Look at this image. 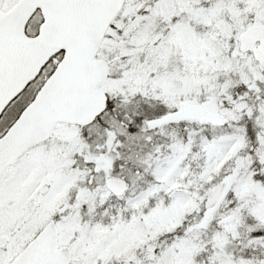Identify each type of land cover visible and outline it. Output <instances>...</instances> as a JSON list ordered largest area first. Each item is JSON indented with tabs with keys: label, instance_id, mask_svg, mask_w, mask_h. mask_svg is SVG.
I'll return each mask as SVG.
<instances>
[{
	"label": "snow or ice",
	"instance_id": "snow-or-ice-1",
	"mask_svg": "<svg viewBox=\"0 0 264 264\" xmlns=\"http://www.w3.org/2000/svg\"><path fill=\"white\" fill-rule=\"evenodd\" d=\"M0 264H264V0H0Z\"/></svg>",
	"mask_w": 264,
	"mask_h": 264
}]
</instances>
